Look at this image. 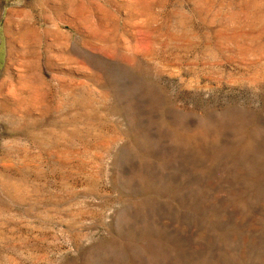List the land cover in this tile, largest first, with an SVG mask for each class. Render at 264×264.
I'll return each instance as SVG.
<instances>
[{
	"label": "rangeland",
	"instance_id": "374dc122",
	"mask_svg": "<svg viewBox=\"0 0 264 264\" xmlns=\"http://www.w3.org/2000/svg\"><path fill=\"white\" fill-rule=\"evenodd\" d=\"M0 264H264V0H0Z\"/></svg>",
	"mask_w": 264,
	"mask_h": 264
},
{
	"label": "bare ground",
	"instance_id": "6f19581e",
	"mask_svg": "<svg viewBox=\"0 0 264 264\" xmlns=\"http://www.w3.org/2000/svg\"><path fill=\"white\" fill-rule=\"evenodd\" d=\"M21 43V42H20ZM23 43V42H22Z\"/></svg>",
	"mask_w": 264,
	"mask_h": 264
}]
</instances>
